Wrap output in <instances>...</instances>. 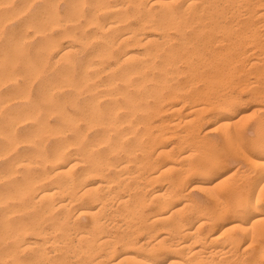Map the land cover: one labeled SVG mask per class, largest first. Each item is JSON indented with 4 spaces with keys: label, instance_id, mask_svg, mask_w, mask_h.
I'll use <instances>...</instances> for the list:
<instances>
[{
    "label": "bare ground",
    "instance_id": "1",
    "mask_svg": "<svg viewBox=\"0 0 264 264\" xmlns=\"http://www.w3.org/2000/svg\"><path fill=\"white\" fill-rule=\"evenodd\" d=\"M79 1L81 2V0ZM100 1H96V3ZM109 2H107L108 8H98L99 5L97 4V6L92 5L98 8L95 7L97 12L102 8L107 9H103V11L112 10L113 17L119 14L126 16L123 8L126 10L129 7L137 24L133 27L128 26V30L123 28L125 30H121L123 32L120 31L118 37L115 35L118 39H115L117 41L115 46L119 47L118 52H122V54L117 55L116 60L114 55L111 68L109 70L108 67L105 68L108 73L110 70L113 71L112 76L108 80L104 78L107 81L101 82L100 85L97 84L96 89L91 91L96 92L92 96L94 102L104 99L105 105L102 106L104 109H100V102H98L97 107L92 106L94 109L92 108L91 111L79 109L80 116L77 118L79 123H84L83 128L74 121L75 119H72V115L70 116L71 121L74 122L68 126L72 138H67V141H59L52 150L50 157L46 156V153L43 155L45 161L44 164H41L42 166L48 164L49 170L44 168L41 173L36 174L37 177L31 176L34 180L29 187L26 185L28 189H22V186L16 187L21 192H19V196L18 194L15 196L16 198L20 197V200L23 201L22 204L18 206L4 204L7 195L2 198L4 193L0 194V202H2L0 205L4 204L0 209V264H264V135L260 134L264 129V104L257 105L259 108L256 109L260 114L259 120L257 119L258 122L256 121L257 133L260 132L254 140H252V133H249L251 136L249 143L244 141L242 129L238 128L247 116L245 117L242 112L234 122L226 118V114L236 110L239 104V98L233 97L234 95L238 96V94L236 92L234 94V90L231 92L230 88L227 87H230L227 84L233 82V79L236 81L237 78L235 77L238 73L246 72V68L250 67L255 71L253 74L256 75V81L261 80L262 85H260L264 86V0H126L123 1L124 4L120 5L122 3L120 1L121 3L116 4V2L114 6H111ZM33 3H29L30 7ZM79 5L81 6V4ZM2 6L4 5L1 4L0 7ZM80 6L79 8H81ZM92 14L95 15L94 12H91ZM121 15L116 16L118 20L120 17L122 18ZM17 16L19 17V15ZM67 18L64 20L66 21L70 17ZM112 18L110 20H113V23L115 19L118 21L117 18ZM72 19L70 18L69 21H73ZM124 19L128 20V15ZM93 20L94 16L90 17L89 21L92 22ZM97 20L98 18L96 22ZM119 22L122 24L120 20ZM29 23L28 26L32 24ZM44 23L40 24L45 25ZM51 23L50 27L54 25L55 29L56 23L54 24L53 21ZM97 23L91 24L97 25ZM91 24L89 23V27L92 26ZM100 24L101 27L99 24L98 27L104 28L105 31L107 26L102 27V23ZM33 26L31 25L30 28ZM4 27L3 24L2 31ZM35 27L32 30L37 28V35L46 34L42 30L40 32V27ZM115 27L113 32H119L120 28L117 27L116 29ZM25 29L23 30L25 31ZM52 30V28L50 31L47 29L49 32ZM94 33L96 34L94 36L91 33L95 37L94 40L97 37H100L97 39H103L101 35H97V32L94 31ZM68 34L70 35L71 32ZM111 35L110 37H112ZM31 36L32 34L30 39ZM69 37L71 38L72 35ZM110 37L106 39L112 42ZM25 41L26 39L18 44L24 46L22 44ZM88 42L90 44L92 41ZM104 42H106L105 37ZM70 44L68 45L70 46ZM80 45L84 46V44ZM59 46L62 49L66 47ZM24 48L25 46L22 49ZM137 48L140 49L137 50ZM52 49L54 51L55 48L48 50L52 52ZM80 49L84 51L81 47ZM104 51L108 52L109 50L104 49ZM107 52H105L106 54L101 52L105 54L104 58H107L105 56L111 54L112 50L111 53L107 54ZM82 53H79L78 56ZM62 54L61 56L66 58L70 56L67 57L65 53ZM92 54L91 57L94 56ZM39 57L42 58V56ZM101 57L99 58L101 59ZM102 62L103 60L101 63L99 62L100 67L103 65ZM40 64H42V60ZM59 64L52 65L56 67ZM32 67L34 66L30 68ZM95 67L98 69L99 66L94 64V67L91 68L94 69ZM51 69L53 68L51 67ZM35 70H37L36 66ZM85 70L88 72L90 69L88 68L87 71L84 68ZM14 73L16 74L15 71ZM92 73L93 77L95 72ZM105 73L107 74L106 71ZM79 74L81 73L79 72ZM95 75L94 78H89L88 75L86 78L92 79L91 83L94 84L95 80L97 81L102 76L96 75L95 78ZM238 75L242 78L241 73ZM20 77L17 76V78ZM5 78L8 77L5 76ZM21 78L20 81H23ZM245 81L247 79L243 81V84ZM16 82L18 81L16 80ZM86 82L88 81H85L84 85L87 84L88 86ZM253 82V85L257 84L255 81ZM33 84L34 82H30V86ZM258 85L254 86L258 88ZM1 86L0 88L3 87ZM77 86H74V89ZM62 87L61 90H65L64 87L66 86L63 85ZM100 88L103 91L99 92ZM235 88L232 87L231 89ZM244 88L246 89V87ZM260 89L263 90H260L258 94L264 99V88ZM37 90L35 88V91ZM51 90L52 88L49 92V94L51 93L50 96L55 93V90H53L54 92ZM58 90L60 89L58 88ZM46 92L43 93V96ZM67 96L69 99V93ZM14 97L13 99H15ZM18 98L17 100L20 99V101L26 99L23 96ZM77 98L75 100L70 99L76 101ZM4 100L6 103L11 101L8 98ZM5 102L0 103H3L0 109L6 107ZM57 103L61 102L58 101ZM243 103L246 104L247 102ZM76 104L74 103V105ZM76 107L78 108V106ZM210 111L211 113L216 111L222 113L219 114L222 118L216 119L213 125L217 126L216 129L220 131L225 146L223 152L226 151L225 153H227L226 155L223 153L227 156L225 158L222 153L214 152L212 149V151L208 150L205 148V144L203 145L204 141L212 135H210V131L201 135L199 128L201 124L205 123L202 122L208 119L206 114ZM15 113L16 116L17 112ZM24 115L26 116V114ZM52 115L54 114L52 113ZM219 115L212 114L210 117L213 119ZM25 116L21 117L24 123H27ZM31 116H28V121L32 118ZM41 117L43 119V116ZM65 118L68 119L69 117ZM70 119L68 120L70 121ZM21 121L19 122L20 125L23 124ZM14 123L12 126L15 125ZM16 123L18 122L16 121ZM19 123L14 126L15 128L12 127V130L16 129ZM43 124L41 125L43 126ZM43 127L41 128L43 129ZM6 129L8 130V128ZM26 129L29 131L28 128ZM22 131L25 133V128ZM13 132L15 134L16 130ZM52 132L55 133L54 130ZM89 132L94 135L92 140H90L91 134L89 135ZM66 133L68 132L63 133V136L64 134L67 135ZM3 134L0 132V135ZM6 134L8 135V133ZM36 134L30 139L31 141H35L38 136ZM47 134L50 135V132ZM12 138L13 136H11ZM33 138L35 139L33 140ZM173 139L176 141L171 142ZM24 140L20 144L18 142L19 145L17 144L16 147L21 144L24 145L26 141ZM29 143L31 144L30 141L27 142V144ZM6 146L9 148L8 145ZM13 148L10 149V154L15 150ZM38 148L44 149L43 146ZM47 148L50 147L47 146ZM25 150L27 149L25 148ZM6 152L7 156L6 153L0 152L2 154L0 160L1 157L3 158V154L6 157L9 156V150L6 149ZM197 153H199L200 158L195 160L193 158ZM22 154L21 156H23ZM40 154H38V159H40ZM29 155L31 154L29 153ZM34 155L37 157L36 154ZM41 160L43 159L41 158ZM228 160L236 164V167H229L226 164ZM15 161L13 164L18 162L17 160L14 163ZM19 163L23 165L24 162H18L13 166L18 167ZM28 163V166L30 163L33 165L32 161H28ZM35 164L37 165L34 163V166H36ZM10 166L9 168H12L13 172L17 170L15 167L16 170H14L12 165ZM246 168L249 170H244ZM11 173L9 171L8 174ZM15 174L12 175L15 176ZM212 175L216 176L215 181L211 180ZM0 176H2L1 179L5 178L3 175ZM191 177H200L201 180L193 181V186L189 183L192 186L189 189L188 182ZM30 179L29 177V181ZM26 180L28 181V179ZM151 189L155 190L150 194ZM196 191L206 195L209 206H199L192 199L193 192ZM26 198H30V201L24 202ZM19 213L26 214L27 218H16L15 215ZM251 232L252 234H250ZM246 242L249 244L247 243V247L244 246L245 248L241 252L240 247ZM253 247L256 249L250 250ZM220 256L225 257L220 258Z\"/></svg>",
    "mask_w": 264,
    "mask_h": 264
},
{
    "label": "rangeland",
    "instance_id": "2",
    "mask_svg": "<svg viewBox=\"0 0 264 264\" xmlns=\"http://www.w3.org/2000/svg\"><path fill=\"white\" fill-rule=\"evenodd\" d=\"M5 1H7V2H5ZM18 1V2H17ZM22 1H23V3H22ZM31 1H33V2H31ZM51 1V2H50ZM1 0L0 2H3V3H0V6H1V4L2 5H4V6H2V7H0V24H2V25H0V78H2V79H0V86L2 87V88H0V103L1 102H5V100L4 99H10L11 101H12V103H11V101H8V100H6V101H8V102H10V104H8V102L6 103L5 102V105H6V107H4V109L2 110V109H0V132L1 133H4L3 135H0L1 137H0V149L2 150V148H3V150L1 151L0 150V152H4V153H6L5 155L7 156V152H6V149L7 150H9V156L8 157H6V156H4V154H3V158L4 157H6V158H2L1 157V160H0V175H3V177H5V178H0V194L2 195L3 193V195H2V198H3V196L4 195H7V200H4V204H8V205H12V206H18L19 204H22L23 203V201L22 200H20V197L19 198H16V196H15V194H18V196H19V192H21V191H19V189H17L18 187L17 186H22L21 188L22 189H25L26 190V188L28 189V187H29V185L31 184V182H33V180L34 179H32V177H34L35 178V176L37 177V175L36 174H39V173H41L43 170H44V168H47L48 170H49V165L47 164L46 166L44 165V166H42V164H44V156L43 155H45V153H46V156H51V154H52V150L57 146V143H59V141H67V138H72L71 137V133H69V131H68V129H69V127L68 126H70L71 124H74V122H72L74 119V121H76V122H78V118L77 117H79L80 115H79V113H80V110H86V111H91L92 110V108L94 109V107H97L98 106V102H100L99 104V107H100V109H104V107L102 108V106H104L105 105V103H104V99L102 100H100V101H96L97 102V104H94V103H96V102H94L93 101V94L94 93H96V92H91V91H93L94 89H96V87H97V84L98 85H100V84H102V83H104L103 81H105V79L107 78V80H108V78L110 77V76H112V73H113V71H109V73H108V71H107V69H105L106 67H108V70H109V68H111V66H112V64H113V60H114V57H115V60H116V57H117V55H121L122 54V52H118V50H119V47H117V46H115V43H116V45H117V41L115 40V39H117V37L120 35L119 33H120V31L121 30H125V29H123V28H126V30H128V26H135L136 24H137V21H136V19L134 18V17H132V14H131V9L129 8V7H127V9L125 10V8H123V11H124V14H127L128 15V20H126V19H124L125 17L123 16V15H121V14H119V15H116L117 17H119L120 15L122 16V18L120 17V21H121V23L122 24H120V22L118 23V18L115 16V17H113V11L112 10H108V11H103V9L104 10H107V9H105V8H108V6H107V2H109V0H107V2H106V0H101L100 2H97L96 3V1H99V0H81V2L78 0V1H76V0ZM60 1V2H59ZM73 2V4H71L72 2ZM103 1V2H102ZM122 3H121V2ZM124 2L126 1V0H123ZM122 0H110V2H109V4L111 5V6H114V5H116V4H119V3H121L120 5H122V4H124V2H123ZM5 2V3H4ZM11 3L10 4V6H9V3ZM13 2V3H12ZM54 2H55V4H54ZM86 4H85V3ZM94 2H95V4H94ZM117 2V3H116ZM28 3V4H27ZM31 3H33L32 4V6L30 7V4ZM57 3H59V4H57ZM78 3V4H77ZM84 3V4H83ZM100 3V4H99ZM106 3V4H105ZM116 3V4H115ZM127 3V2H126ZM7 4V5H6ZM14 4H15V6H14ZM17 4V5H16ZM24 5V6H22V5ZM76 4V5H75ZM79 4H81V6L79 5ZM88 4V5H87ZM99 5L98 6V8H101V7H105V8H102V9H99L100 11L99 12H97V10L96 9H98L96 6H93V5ZM42 5V6H41ZM85 5V6H84ZM87 5V6H86ZM92 5V6H91ZM19 6H21L20 8H18ZM29 8H28V7ZM53 8H52V7ZM55 6V7H54ZM79 6L81 7V8H79ZM110 6V7H111ZM4 7V8H3ZM24 7V8H23ZM26 7V8H25ZM37 7H39V8H37ZM45 7V8H44ZM48 7V8H47ZM57 7H58V10H57ZM82 7H83V9H82ZM95 7H96V9H95ZM44 8V9H43ZM56 8V9H55ZM76 8H78L77 10H76ZM88 8V9H87ZM91 8V9H90ZM4 9V10H3ZM7 9V10H6ZM20 9V10H19ZM22 9H24V10H28V11H24L23 10V13H22ZM11 10V11H10ZM81 10H82V12H81ZM92 10V11H91ZM102 11V13H100ZM127 11V12H126ZM25 12V13H24ZM79 12V13H78ZM84 12V13H83ZM91 12L93 13L94 12V14H95V12H97L95 15H91ZM9 13V14H8ZM21 14V16H20V14ZM35 13V14H34ZM40 13V14H39ZM47 13H49V14H47ZM82 13H83V16H81L82 15ZM2 14V15H1ZM8 14V15H7ZM19 15V17L17 16V15ZM45 14V15H44ZM58 14H59V16H58ZM68 14H70V15H68ZM76 14V15H75ZM78 14H79V16H78ZM89 14H90V17H92V16H94V20L91 22V21H89L90 20V17H89ZM123 14V13H122ZM7 15V16H6ZM13 17H12V16ZM15 15V16H14ZM50 15H52V16H50ZM107 17H106V16ZM65 16H67L68 18L70 17L73 21H69V19L67 18V17H65ZM98 16V17H97ZM105 17L104 19H103V17ZM113 18H112V17ZM8 17V18H7ZM50 18V20H49V18ZM67 18L68 20H66V21H68V22H66L64 19L65 18ZM78 17V18H77ZM81 17V19L79 20V18ZM83 17V18H82ZM112 19H115V18H117V20L118 21H116V19H115V21H114V23L112 22L113 20H110L111 18ZM14 18V19H13ZM15 18H16V20H15ZM46 18V19H45ZM53 18V19H52ZM85 18V19H84ZM98 18V20H97V22L99 21L100 23H102V27H106L107 28V30H108V28H110L108 31L106 30V28H105V31H104V28L103 29H100L99 27H101V24L98 22H96V19ZM3 19V20H2ZM31 19V20H30ZM49 21H53L54 22V24L56 23V25L59 27H57L56 25H55V29H54V25L53 26H51L50 27V24L52 25V21L51 22H49ZM77 19V20H76ZM89 19V20H88ZM91 19H93V18H91ZM107 19H108V23H107ZM6 20V22H4ZM11 20V21H10ZM39 20V21H38ZM47 20V21H46ZM56 21V22H55ZM62 21V22H61ZM64 21V22H63ZM76 21V22H75ZM85 21H87V22H85ZM104 21H106V22H104ZM109 21H111V22H109ZM136 21V22H135ZM7 22H8V24H7ZM28 22H30V23H32L31 25L33 26V24H34V26H36V27H40L41 29H39L40 30V32H42V31H44V32H46V34H44V33H40L39 35H37L38 33H36L37 31V28L34 30H32V28H34V26L32 27V28H30V26L31 25H29L28 26ZM43 22H45L44 24L45 25H42L43 24ZM47 22V23H46ZM49 22V23H48ZM57 22H58V24H57ZM60 22V23H59ZM78 22H79V24H78ZM84 22H85V24H84ZM123 22H124V24H123ZM127 22V23H126ZM29 23V24H30ZM40 23H42V24H40ZM62 23V24H61ZM66 23V24H65ZM89 23L91 24V23H97V25H92L91 27H89L90 25H89ZM106 23V24H105ZM111 23V24H110ZM116 23V24H115ZM132 23V24H131ZM3 24L5 25V27L3 28V31H2V27H3ZM7 24V25H6ZM60 24V25H59ZM64 24V25H63ZM73 24H76V25H73ZM88 24V25H87ZM100 26H99V25ZM119 24V25H118ZM22 25V26H21ZM27 25V26H26ZM48 25V26H47ZM65 25H67V26H65ZM84 25H85V27H84ZM110 25V26H109ZM113 27H112V26ZM114 25H116L117 27H119L120 29H119V32L117 33H115V31L113 32V29H114ZM12 26V27H11ZM13 26H14V28H13ZM18 26V27H17ZM25 26V27H24ZM42 26H43V28H42ZM62 26H64V28H61ZM70 26V27H69ZM73 26V27H72ZM99 26V27H98ZM109 26V27H108ZM22 27H23V29L24 28H26L25 29V31L22 29ZM45 27H47L46 29H45ZM57 27V28H56ZM83 27H84V29L86 28V27H89V28H87V29H83ZM117 27H115L116 29H117ZM9 28V29H8ZM53 29L52 30V32H49L50 31V29ZM8 29V30H7ZM44 29V30H43ZM47 29L49 30V31H47ZM68 29H69V31H68ZM83 29V30H82ZM23 30V31H22ZM42 30V31H41ZM46 30V31H45ZM21 31V32H20ZM75 31V33H73ZM94 31L95 32H97V35L98 36H100L101 35V37H103V39L101 38V39H97V38H100V37H97L95 40H94V38L95 37H93L94 36ZM104 31V32H103ZM107 31V32H106ZM35 32V33H34ZM47 32H49V33H47ZM68 32L70 33L71 32V34L69 35L68 34ZM123 31H121V33H122ZM26 33H27V36H25L26 35ZM91 33L93 34V36L91 35ZM100 33V34H99ZM109 33H110V35L111 34H113L114 36H112V37H110V35H109ZM32 34V36H31V39L29 38L30 37V35ZM43 34V35H42ZM56 34V35H55ZM73 34L75 35V36H77L78 38H80L81 36V38L79 39V40H77L78 38L76 37L75 38V36L73 37ZM90 34V35H89ZM19 35H20V37H19ZM72 35V39L69 37V36H71ZM96 35V34H95ZM117 37H116V36ZM64 38H63V37ZM80 36V37H79ZM85 36V37H84ZM90 36V37H89ZM92 36V37H91ZM29 39H28V38ZM65 37H67V38H65ZM84 37V38H83ZM87 37V38H86ZM88 37H89V39H88ZM104 37H105V41L106 42H104ZM108 37H110L112 40V42H110L109 40H107L106 38H108ZM20 38H21V41H20ZM51 38V39H50ZM86 38V39H85ZM92 38H93V40H92ZM24 39H26V41H25V43L24 44H22V45H24L25 46V48L24 49H22L24 46H21V45H19L18 43L20 42V44L24 41ZM109 39V38H108ZM5 40V41H4ZM28 40H31V41H28ZM33 40V41H32ZM49 40H50V42H49ZM53 40V41H52ZM59 40H61L60 42H59ZM102 40V41H101ZM118 40V39H117ZM58 41V42H57ZM88 41H92V42H90V44H89V42ZM109 41V42H108ZM49 42V43H48ZM57 42V43H56ZM71 44H70V43ZM88 42V43H87ZM114 42V45H112V43ZM26 43H27V45H26ZM62 43V44H61ZM7 46H6V45ZM51 44V45H50ZM53 44V45H52ZM67 44V45H66ZM68 44H70V46L68 45ZM80 44H84V46L83 45H80ZM109 44V45H108ZM17 45H19V46H17ZM50 45V46H49ZM55 45H57L58 47H59V49H58V47L57 46H55ZM59 45H63V47L64 46H66L65 48H63L62 49V47L61 46H59ZM103 45V46H102ZM104 45L106 46L105 48H104ZM17 46V47H16ZM22 48H21V47ZM45 46H48L50 49L51 48H55L54 49V51H53V49H52V52L50 51V50H48L49 48L47 47H45ZM54 46V47H53ZM69 46V47H68ZM73 46V47H72ZM88 46V47H87ZM110 46H112V47H110ZM15 47H16V49H15ZM42 49H41V48ZM57 47V48H56ZM80 47L82 48V49H84V51L83 50H81L80 49ZM113 47H115V49H113ZM77 48V49H76ZM79 48V49H78ZM101 48H104V49H106V50H109L108 52L107 51H104V49H101ZM108 48V49H107ZM109 48H112V49H109ZM20 49H22L21 50V52H20ZM58 49V50H57ZM69 49V50H68ZM71 49V50H70ZM76 49V50H75ZM99 49H101V50H99ZM138 49H140V48H137V50ZM19 50V51H18ZM73 50V51H72ZM78 50V51H77ZM111 50H112V53H111ZM50 51V52H49ZM69 51H71V52H69ZM74 51H77V52H75L74 53ZM81 51V52H80ZM82 51H83V53H82ZM92 51V52H91ZM94 51V52H93ZM103 51V53H105V52H107V54L108 53H111V54H109L108 56L106 55L105 57H107V58H104V55L106 54H102L101 52ZM31 52H32V54H31ZM59 52V53H58ZM68 52H69V54H68ZM116 52H118V53H116ZM62 53H65V56L67 55V57L68 58H66V57H64V56H61V54ZM79 53H82V55L80 54L79 56H78V54ZM93 53V54H92ZM97 53V55H99L98 56V58H97V55H95ZM116 53V54H115ZM91 54L92 55H94L93 57H91ZM101 54H102V57H103V59H102V57H101ZM45 55V56H44ZM58 55V56H57ZM62 55H64V54H62ZM115 55V56H114ZM39 56H42V58L41 57H39ZM61 56V57H60ZM114 56V57H113ZM34 57V58H33ZM56 57V58H55ZM60 58L59 60H58V58ZM64 57V58H63ZM88 57H90L89 59H90V61H93V62H90V61H88L89 59H88ZM95 57V58H94ZM99 57H101V59L103 60V62H102V67H104V68H102V67H100L101 65H99L100 63H101V59L99 58ZM36 58V60H37V62H38V66H37V62H36V60H34ZM43 58H46V59H43ZM49 58V59H48ZM88 60H87V59ZM61 59H65V60H61ZM66 59H71L70 61L69 60H66ZM100 59V60H99ZM41 60H42V64H40L41 63ZM44 60V61H43ZM83 60V61H82ZM87 60V61H86ZM33 61H34V63H33ZM47 61V62H46ZM59 61H61L60 62V64H59ZM109 61V62H108ZM40 62V63H39ZM46 62V63H45ZM70 62V63H69ZM87 62V63H86ZM100 62V63H99ZM106 62H107V64H106ZM33 63V64H32ZM45 63V64H44ZM56 63H58L59 65H57L56 67L54 66L53 67V65L52 64H56ZM78 63H80V64H78ZM29 64V65H28ZM43 64H44V67H43ZM85 64H86V66H85ZM87 64H89V65H87ZM93 64V65H92ZM94 64H95V66H99L98 67V69H97V67H95L94 69L93 68H91V67H94ZM105 64V65H104ZM41 65V66H40ZM108 65V66H107ZM31 66H34V67H32V68H30ZM35 66H36V68H37V70H35ZM50 66V67H49ZM78 66H80V67H78ZM85 66V67H84ZM90 66V67H89ZM19 67V68H18ZM51 67L53 68V69H51ZM84 68L85 69H87V71H88V68L90 69L88 72H86V70L84 71ZM249 68V69H248ZM20 69V70H19ZM32 69H34V71H32ZM51 69V70H50ZM74 69V70H73ZM104 69H105V71L107 72V74L105 73L104 74ZM248 69V70H247ZM5 70V71H4ZM19 70V71H18ZM71 70V71H70ZM80 70V71H79ZM102 70V71H101ZM14 71L16 72V74H17V76L18 77H20L21 78V80H23V81H20V78H17V76H15L16 74L14 73ZM47 71V72H46ZM68 71H69V73H68ZM102 72L101 74H100V72ZM104 71V72H103ZM252 73H251V72ZM34 72V73H33ZM63 72H64V74H63ZM79 72L81 73V74H79ZM96 74L97 75V73L96 72H98L99 74L98 75H102L100 78H98V80L96 81L95 79V82H94V84H93V82L91 83V81H93L92 79H89L88 80V78H86L87 77V75H88V77L89 78H94V74ZM247 72H248V74H247ZM253 72L255 73V71H253V69H251L250 67H247L246 68V72L245 71H242V72H240L241 73V76H242V78L240 77V75H238V74H240V73H238L237 75L239 76V78L237 77V75H236V77L235 78H237L236 79V81L233 79V82L234 83H236L235 84V87H234V83L233 82H231L230 84H227V85H230V87L229 86H227L228 88H230L229 90L232 92L233 90H234V94H235V92H236V94H238V96H235L234 94V96L233 97H235V98H239L238 100H239V104H238V106L236 107V110H233L232 112H229L228 114H226L225 116H226V118H229V119H231V121L232 122H234V121H236L237 120V118H238V116L239 115H241V113L243 112L244 114H245V117L247 116V118H245V119H243V124L242 125H240L239 124V129L241 128L242 129V132H243V137H244V141L246 142V143H249L250 141H251V136H252V140H254L256 137H257V135H258V133L260 132H258L257 133V122H258V120H259V118H260V114H259V112H257V107L259 108V106H257V105H262V104H264V99L263 98H261L262 96L260 95V94H258L259 92H260V88H264V86H261L262 85V81L261 80H259V81H256L257 79H256V75L255 74H253ZM56 73H57V76H56ZM83 73H85V74H83ZM91 73L93 74V77H92V75H91ZM251 73V74H250ZM21 74V75H20ZM32 74V75H31ZM35 74H36V76H37V78H36V76H35ZM54 74H55V76H54ZM62 74V75H61ZM72 76H71V75ZM87 74V75H86ZM245 74V75H244ZM254 76H253V75ZM8 75V76H7ZM61 75V76H60ZM64 75H66V76H64ZM78 75V76H77ZM85 75V76H84ZM95 75V78L98 76H96ZM247 75V76H246ZM5 76L6 77H8V78H5ZM30 76V77H29ZM39 76V77H38ZM54 76V77H53ZM82 76H84V77H82ZM253 76V77H252ZM35 77V78H34ZM71 79H70V78ZM99 77V76H98ZM245 77V78H244ZM250 77V78H249ZM11 78V79H10ZM26 78V79H25ZM49 78V79H48ZM67 78V79H66ZM80 78H83V79H79ZM105 78V79H104ZM3 79H4V81L6 82H4L3 81ZM61 79V80H60ZM64 79V80H63ZM70 79V80H69ZM87 79V80H86ZM103 79V80H102ZM243 79V80H242ZM245 79H247V81H245V84H243V81L245 80ZM16 80L18 81V82H16ZM31 80V81H30ZM40 80V81H39ZM53 80V81H52ZM59 80V81H58ZM67 80V81H66ZM106 80V81H107ZM237 80H238V82H239V84H238V82H237ZM14 81V82H13ZM29 81V82H28ZM80 81H82V82H80ZM85 81H88V82H86V83H88V86H87V84L86 85H84L85 84ZM90 81V82H89ZM105 81V82H106ZM249 81H251V82H249ZM253 81H255V83H257V84H259L258 85V88H257V86H254V85H257V84H252V83H254ZM264 81V80H263ZM3 82V83H2ZM10 82V83H9ZM13 82V83H12ZM20 82V83H19ZM30 82L32 83V82H34V84H33V86H30ZM51 82L53 83L54 82V84H51ZM59 84H58V83ZM71 82V83H70ZM102 82V83H101ZM259 82V83H258ZM24 83V84H23ZM40 83H41V85H40ZM56 83V84H55ZM62 83H63V85L64 86H66V87H64V89L65 90H61V89H63V85H62ZM77 83V84H76ZM82 84V88H81V84ZM264 83V82H263ZM6 84V85H5ZM16 84H17V86H16ZM20 84H22L23 85V87H22V85H20ZM27 84H29V86H30V92H29V86H27ZM71 84H73V85H71ZM75 84V85H74ZM240 84H243V85H240ZM261 84V85H260ZM16 87V89H14L15 87ZM20 85V86H19ZM32 85V84H31ZM37 85V87H35ZM43 85V86H42ZM60 85V86H59ZM72 86L73 87V89H72V87L70 88L69 86ZM77 85H79V86H77ZM233 85V86H232ZM250 87H249V86ZM5 86V87H4ZM40 86V87H39ZM53 86V87H52ZM56 86H57V88H56ZM74 86H77V87H75V89H74ZM85 86V87H84ZM45 87H48V88H46L45 89ZM49 87H51L52 88V92H54L53 90H55V93L53 94V95H51L50 96V94H49V92H50V89L51 88H49ZM78 87H80V89H78ZM90 87V88H89ZM235 88V89H231V88ZM238 87V88H237ZM244 87H246V89L244 88ZM252 87V88H251ZM9 88H11V89H9ZM18 88V89H17ZM32 88V89H31ZM35 88H37L38 90L37 91H35ZM58 88L60 89V90H58ZM226 88V87H225ZM247 88H249L248 90H247ZM254 88V89H253ZM256 88V89H255ZM13 89V90H12ZM21 89V90H20ZM23 89H25V90H23ZM40 89V90H39ZM49 89V90H48ZM70 89V90H69ZM83 89V90H82ZM241 89H243L242 91H240ZM258 89V90H257ZM5 90V91H4ZM46 90H47V92H46ZM57 90V91H56ZM77 90V91H76ZM79 90V91H78ZM255 90V91H254ZM257 90V91H256ZM263 90V89H262ZM261 90V91H262ZM15 91V92H14ZM17 91H22V92H20V94H19V92H18V95L16 94L17 93ZM25 91V92H24ZM28 91V92H27ZM101 91H103V89L102 88H100L99 89V92H101ZM229 91V92H230ZM5 92V93H4ZM10 92V93H9ZM12 92H14V93H12ZM24 92V93H23ZM44 92H46L45 94H44V96H43V93ZM74 92V93H73ZM226 92H228V90H226ZM228 92V93H229ZM230 92V93H231ZM240 92H241V94H240ZM2 93V94H1ZM7 93V94H6ZM27 93V94H26ZM68 93H69V95L70 96H72V97H70L69 96V99H68ZM72 93V94H71ZM229 93V94H230ZM5 94V95H4ZM11 94H12V96H11ZM16 94V95H15ZM24 94V95H23ZM26 94V95H25ZM75 94V95H74ZM78 94V95H77ZM232 94V93H231ZM28 95V96H27ZM34 95V96H33ZM45 95H46V97H45ZM90 95V96H89ZM4 96H7V97H5L4 98ZM14 96H16V97H14ZM21 96V97H20ZM22 96L25 98L26 97V99L24 100V101H20V99L19 98H22ZM32 96V97H31ZM42 96H43V98H42ZM49 96H50V99H49ZM77 96H78V98H77ZM257 96V97H256ZM259 96V97H258ZM10 97H12V98H10ZM13 97L16 99H13ZM19 97V98H18ZM88 97V98H87ZM91 97V98H90ZM3 98V99H2ZM17 98L19 99V100H17ZM23 98V99H24ZM70 98H73L74 100H75V98H77L76 99V101H74L73 99H70ZM13 99V100H12ZM45 99V100H44ZM47 99V100H46ZM241 99V100H240ZM256 101H255V100ZM3 100V101H2ZM15 100V102H13ZM22 100V99H21ZM27 100V101H26ZM49 100V101H48ZM71 100H73V101H70ZM86 100V101H85ZM244 100V101H243ZM248 100V101H247ZM252 100V101H251ZM61 102V103H57V102ZM87 101H89V102H87ZM241 101H243V102H247L246 104H244L243 102L242 103H240ZM256 102V104H255V102ZM19 102H21V103H19ZM91 102V103H90ZM258 102V103H257ZM23 103V104H22ZM70 103H71V105H70ZM74 103H77L76 105H74ZM253 105H252V104ZM28 104V105H27ZM30 104V105H29ZM88 104H89V106H88ZM90 104H91V106H90ZM2 105H3V103L2 104H0V106L2 107ZM37 107H36V106ZM60 105H62V106H60ZM252 105V106H251ZM28 106H30V107H28ZM46 106V107H45ZM66 106V107H65ZM76 106H78V108L76 107ZM80 106V107H79ZM92 106H94V107H92ZM254 106V107H253ZM28 107V108H27ZM75 107V108H74ZM91 107V108H90ZM244 107V108H243ZM9 108H10V110H9ZM20 108H21V111H20ZM25 108V109H24ZM26 108H27V110H26ZM66 108H67V110H66ZM241 108V109H240ZM38 109V110H37ZM73 110V111H71V110ZM74 109H76V110H74ZM80 109V110H79ZM248 109V110H247ZM17 110V111H16ZM37 110V111H36ZM52 111V113L54 114V115H52V113H51V111ZM56 110H57V112H56ZM60 110V111H59ZM259 110V109H258ZM26 111V112H25ZM69 113H68V112ZM235 111V112H234ZM15 112H17V115L15 116ZM50 112V113H49ZM55 112V113H54ZM62 112V113H61ZM77 112V113H76ZM257 112V113H256ZM11 113V117L9 116V114ZM13 113V114H12ZM20 113V114H19ZM26 114V116L24 115V114ZM33 113V114H32ZM69 114V116H67L68 114ZM74 113H75V116H74ZM237 114V115H235V114ZM253 113V114H252ZM19 114V115H18ZM21 114H23V115H21ZM29 114V115H28ZM51 114V115H50ZM65 114H66V116H65ZM212 114H222V113H220V112H214V113H211V111L210 112H208L206 115H207V117H208V119H206L205 121H203L202 123H206V126H205V123L204 124H201V126H200V128H199V130H200V132H201V135H203V134H205L204 132H209L210 131V135H212L211 137H209V138H207L205 141H204V143H203V145L205 146V148L206 149H208V150H214V152H218V153H224L225 155L227 154V153H225V152H223L224 151V149H223V147L225 148V146H224V142L222 141V139H221V136H220V131L218 130V129H216L217 128V126H214L213 125V123L216 121V119L218 120V119H221L222 118V116L221 115H219V116H217V117H215V118H211L210 117V115H212ZM24 117L25 116V118L27 117L28 119H29V117L28 116H31L32 118L28 121V119L26 118V120H25V118H24V120L25 121H27V123L25 122L24 123V121H23V118L21 117ZM35 115V116H34ZM38 115V116H37ZM45 115V116H44ZM72 115V116H71ZM251 115H253V116H251ZM15 116V117H14ZM41 116H43V119H41L42 117ZM69 117L68 119H70L71 117H72V121H71V119H70V121H71V123H70V121L67 119V118H65V117ZM71 116V117H70ZM221 116V117H220ZM249 116V117H248ZM13 117V118H12ZM17 117V118H16ZM41 117V118H40ZM218 117H220V118H218ZM233 117V118H232ZM18 118H22V119H19V120H17ZM210 118H211V120H210ZM252 118V119H251ZM255 118V119H254ZM11 119H12V121H11ZM13 119H15V120H13ZM41 119V120H40ZM47 119V120H46ZM50 119V120H49ZM54 119V120H53ZM258 119V120H257ZM20 120H22L21 122H23V124L22 125H20L21 123H19L20 122ZM34 120V121H33ZM44 120V121H43ZM208 120V121H207ZM251 120V122H248V121H250ZM16 121L19 123V125H18V127L16 126V129H14V130H12L13 128L12 127H14L16 124H18V123H16ZM37 121H39L38 123H37ZM47 121V122H46ZM257 121V122H256ZM10 122H12V123H14L13 125L14 126H12V123H10ZM41 122H46V123H48V124H46V123H41ZM43 124V126L41 125V124ZM52 123V124H51ZM31 124V125H30ZM37 124V125H36ZM54 124V125H53ZM78 124L83 128V126H84V123H79L78 122ZM253 124V125H252ZM41 125V126H40ZM58 125V126H57ZM83 125V126H82ZM4 126V127H3ZM29 126V127H28ZM31 126V127H30ZM53 127V129H52V127ZM55 126V127H54ZM60 126H61V128H60ZM255 126V127H254ZM22 127V128H21ZM34 129H33V128ZM39 127V129H37V128ZM41 127H43V129L41 128ZM47 127H49V128H47ZM3 128H4V130H3ZM6 128H8V130L6 129ZM11 128V129H10ZM15 128V127H14ZM23 128H25V130L27 131V129L26 128H28V130L29 131H25V133H24V131H22L23 130ZM44 128H46V130H44ZM56 128V129H55ZM58 128V129H57ZM37 129V130H36ZM42 129V130H41ZM50 131H49V130ZM16 130V133L14 134V132L13 131H15ZM35 130V131H34ZM41 131L40 133L38 132V131ZM48 130V131H47ZM55 131V133H59V134H56L55 135V133L54 132H52V131ZM57 130H58V132H57ZM61 130H63V131H61ZM69 133H66L67 135H65L64 134V136H63V133H65L66 131ZM32 131H33V134H32ZM65 131V132H64ZM264 131V129L260 132V134L263 136L264 134H262V133H264L263 132ZM19 132V133H18ZM36 132H37V134H38V136H37V134H36ZM47 132H50V135L49 134H47V135H49V136H47L46 135V133ZM6 133H8V135L6 134ZM14 134V135H11V134ZM41 133H43V135H40ZM54 133V134H53ZM203 133V134H202ZM251 134V136H250V134ZM254 133V134H253ZM35 134H36V136H37V138L35 139V138H33V140L35 139V144L37 145H35V144H33L32 145V143H34L33 141H31L30 139L33 137V136H35ZM52 134V135H51ZM93 135V133L92 132H89V135ZM249 134V135H248ZM6 135V136H5ZM13 136V138L11 139V136ZM17 135H18V137H17ZM59 135V136H58ZM62 135V136H61ZM89 136L90 137V140H92L93 139V137H94V135L93 136ZM254 135V136H253ZM3 136V137H2ZM9 136V137H8ZM27 136V137H26ZM7 137H8V139H7ZM25 137V138H24ZM28 137H30V138H28ZM16 138H20V139H16ZM27 138V139H26ZM24 140L25 142H24V145H20V146H18V147H16L17 146V144H18V142H19V144L20 143H22L23 141L22 140ZM47 139V140H46ZM65 139V140H64ZM209 139V140H208ZM7 140V141H6ZM20 140V141H19ZM211 140V141H210ZM31 142V144L29 143V144H27V142ZM46 142L44 145L42 144V142ZM176 140H171V142H175ZM17 142V143H16ZM2 143V144H1ZM12 143H14V144H12ZM209 143H210V145H209ZM221 143V144H220ZM18 144V145H19ZM41 144H42V146L44 147V149H42V148H38V147H42L41 146ZM208 144V145H207ZM6 145H8V147L9 148H7V146ZM207 145V146H206ZM5 146V147H4ZM47 146L48 147H50V148H47ZM222 146V147H221ZM13 148V149H15L11 154H10V149L11 148ZM29 147V148H28ZM208 147V148H207ZM25 148L27 149V150H25ZM31 148V149H30ZM47 148V149H46ZM210 148V149H209ZM25 151H24V150ZM42 149V150H41ZM21 150V151H20ZM23 150V151H22ZM211 150V151H212ZM219 150V151H218ZM46 151V152H45ZM33 152H35V153H33ZM16 153V154H15ZM23 153V154H22ZM29 153L31 154V155H33L32 157H31V155H29ZM39 153H41L40 154V159H38V154ZM21 154L23 155V156H21ZM34 154H36L37 155V157L34 155ZM223 154V155H224ZM2 154L0 153V156H1ZM224 155V158L225 157H227V156H225ZM21 156V157H20ZM35 156V157H34ZM18 157H20V158H18ZM44 157V158H43ZM23 158V159H22ZM25 158V159H24ZM27 158H29V159H27ZM41 158L43 159V160H41ZM200 158V155H199V153H197L195 156H194V158L193 159H195V160H197V159H199ZM15 159H16V161L18 160V162H21L22 161V163L24 162H26L25 164L23 163V165L21 164V163H19L20 165L18 166V167H16V166H13V165H16V164H18V162L16 163V161H15ZM19 159H22V160H19ZM23 160H26V161H23ZM226 160V159H225ZM13 161H15L14 163H16V164H13ZM28 161L29 162H33V165H32V163H30V166H28ZM36 161V162H35ZM4 163V164H3ZM9 163V164H8ZM34 163H37V165L38 164H40L39 166H37L36 164V166H34ZM42 163V164H41ZM229 167H233V168H235L236 166V164H234L232 161H227V163H226ZM10 165H12L13 166V168L15 167V168H17V170L14 168V170H16V171H14L13 172V170H12V168H9V167H11ZM25 166V167H24ZM43 168H42V167ZM9 170H8V169ZM11 169V170H10ZM244 170H249V169H244ZM6 171V172H5ZM9 171L10 172H12L10 175L8 174L9 173ZM19 171H21L20 173H19ZM23 171V172H22ZM4 173V174H2V173ZM17 172V173H16ZM5 173H6V176H5ZM15 174V176L14 175H12V174ZM34 173H35V175H34ZM7 174H8V176H7ZM20 175V176H19ZM30 175V176H29ZM23 176V178H21ZM32 176V177H31ZM0 177H2V176H0ZM11 177V178H10ZM26 177V178H25ZM29 177L31 178L30 179V181H29ZM9 180H8V179ZM16 178V179H15ZM18 178V179H17ZM191 178H192V181H191ZM190 179H189V182H188V185H189V189H191L192 188V186H193V184L192 183H194V182H198L199 180H201V178L200 177H191ZM211 180H213V181H215V179H216V176H214V175H212L211 177ZM20 179V180H19ZM26 179H28V181L26 180ZM18 180V181H17ZM20 181V182H19ZM23 181V182H22ZM194 181V182H193ZM192 185H190V184ZM22 184H24V185H22ZM48 184V183H47ZM26 185H28V187H26ZM17 187V188H16ZM19 187V188H20ZM18 190V191H17ZM154 190L155 189H151L150 190V194L151 193H153L154 192ZM7 191V192H6ZM9 191V192H8ZM12 193H11V192ZM153 191V192H152ZM18 192V193H17ZM14 193V194H13ZM9 194H11V195H9ZM12 194H13V196H12ZM1 195H0V197H1ZM9 195V196H8ZM202 195V196H201ZM17 196V197H18ZM9 197V198H8ZM200 197V198H199ZM192 199L199 205V206H202V207H206V206H209L210 204H209V201H208V199H207V197H206V195H204L202 192H200V191H196V192H193V195H192ZM28 200V201H27ZM7 201V202H6ZM30 201V198H26L25 200H24V202H29ZM0 203H2V202H0ZM4 204H1L0 205V209H1V207H3L4 206ZM15 217L16 218H27L26 217V214H24V213H19V214H16L15 215ZM250 234H252V232L250 233ZM248 242H246V243H243L242 245H241V247H240V250H241V252L243 251L242 249H244L245 247H247V245L249 244H247ZM245 246V247H244ZM253 249L255 250L256 249V247H253L252 249H250V250H252L253 251ZM249 250V251H250ZM251 252V251H250ZM222 257H225V256H220V258H222ZM225 259H227V258H225ZM199 264H204V263H199Z\"/></svg>",
    "mask_w": 264,
    "mask_h": 264
}]
</instances>
